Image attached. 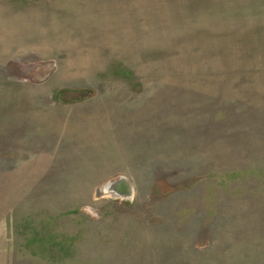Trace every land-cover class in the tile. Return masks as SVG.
I'll return each mask as SVG.
<instances>
[{
  "label": "rangeland",
  "instance_id": "rangeland-1",
  "mask_svg": "<svg viewBox=\"0 0 264 264\" xmlns=\"http://www.w3.org/2000/svg\"><path fill=\"white\" fill-rule=\"evenodd\" d=\"M0 264H264V0H0Z\"/></svg>",
  "mask_w": 264,
  "mask_h": 264
},
{
  "label": "water",
  "instance_id": "water-1",
  "mask_svg": "<svg viewBox=\"0 0 264 264\" xmlns=\"http://www.w3.org/2000/svg\"><path fill=\"white\" fill-rule=\"evenodd\" d=\"M98 192L100 194H109L114 197L131 198L132 186L124 176H121L117 180L109 181L102 185Z\"/></svg>",
  "mask_w": 264,
  "mask_h": 264
}]
</instances>
